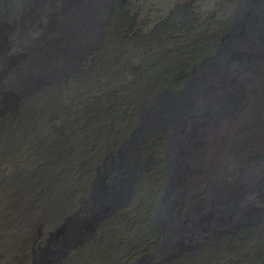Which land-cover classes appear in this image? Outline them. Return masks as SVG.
Wrapping results in <instances>:
<instances>
[{
  "label": "rangeland",
  "instance_id": "1",
  "mask_svg": "<svg viewBox=\"0 0 264 264\" xmlns=\"http://www.w3.org/2000/svg\"><path fill=\"white\" fill-rule=\"evenodd\" d=\"M0 264H264V0H0Z\"/></svg>",
  "mask_w": 264,
  "mask_h": 264
},
{
  "label": "bare ground",
  "instance_id": "2",
  "mask_svg": "<svg viewBox=\"0 0 264 264\" xmlns=\"http://www.w3.org/2000/svg\"><path fill=\"white\" fill-rule=\"evenodd\" d=\"M122 151V150H121ZM94 222V221H93ZM97 221H95V223H96ZM97 224V223H96ZM79 225H83V224H79ZM92 220H91V225H90V228L88 229L89 231H91L92 232ZM89 234H91V233H89ZM89 234H87V235H83V238H86V236H88ZM82 235V234H81ZM71 239H77L78 238V236H76V237H74V236H72V237H70ZM80 242V241H79ZM49 250V249H48ZM47 250V251H48Z\"/></svg>",
  "mask_w": 264,
  "mask_h": 264
},
{
  "label": "trees",
  "instance_id": "3",
  "mask_svg": "<svg viewBox=\"0 0 264 264\" xmlns=\"http://www.w3.org/2000/svg\"><path fill=\"white\" fill-rule=\"evenodd\" d=\"M105 166H106V163H105V164H103V167H105ZM119 167H120V166H119ZM121 168H122V167H121ZM77 214H78V213H77ZM82 220H84V219H82ZM90 236H91V235H90ZM88 237H89V236H88ZM88 237H87V238H88Z\"/></svg>",
  "mask_w": 264,
  "mask_h": 264
}]
</instances>
